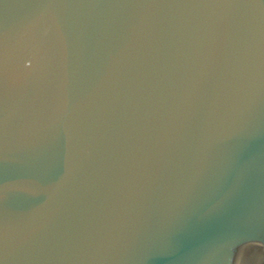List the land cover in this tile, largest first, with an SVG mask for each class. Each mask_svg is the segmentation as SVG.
<instances>
[{"label":"water","instance_id":"95a60500","mask_svg":"<svg viewBox=\"0 0 264 264\" xmlns=\"http://www.w3.org/2000/svg\"><path fill=\"white\" fill-rule=\"evenodd\" d=\"M0 264H264V0H0Z\"/></svg>","mask_w":264,"mask_h":264},{"label":"snow or ice","instance_id":"6c2138e0","mask_svg":"<svg viewBox=\"0 0 264 264\" xmlns=\"http://www.w3.org/2000/svg\"><path fill=\"white\" fill-rule=\"evenodd\" d=\"M253 238L249 233L247 232H238L236 233L230 241L231 244V251L234 252L235 248L238 247L240 244L244 243L246 240Z\"/></svg>","mask_w":264,"mask_h":264}]
</instances>
